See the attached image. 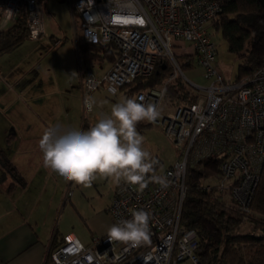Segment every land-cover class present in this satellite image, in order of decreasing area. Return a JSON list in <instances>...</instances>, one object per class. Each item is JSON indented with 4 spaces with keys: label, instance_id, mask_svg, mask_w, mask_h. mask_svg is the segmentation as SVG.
I'll return each mask as SVG.
<instances>
[{
    "label": "built area",
    "instance_id": "built-area-1",
    "mask_svg": "<svg viewBox=\"0 0 264 264\" xmlns=\"http://www.w3.org/2000/svg\"><path fill=\"white\" fill-rule=\"evenodd\" d=\"M226 1L68 0L83 42L111 44L116 51L102 77L91 69L82 74L83 102L96 89L116 95L134 80L149 77L157 65L168 68L161 83L136 91L134 98L157 104L160 116L145 122L162 129L177 160L162 172L148 173L166 177L167 187L149 181L141 189L122 178L107 208L112 224L131 218L134 210L147 211L150 240L132 245L109 240L105 234L84 245L67 234L50 249V264H202L196 253L197 235L185 230L180 220L188 168L209 157L222 158L214 187L229 192L238 208L247 210L264 162V65L240 82H225L219 73L217 48L208 29ZM22 11L28 38L40 37L44 33L40 0H0V28ZM180 57L194 59L203 68L206 86L185 77ZM175 80L186 88L187 97L167 96ZM69 195L67 190L64 198Z\"/></svg>",
    "mask_w": 264,
    "mask_h": 264
},
{
    "label": "rangeland",
    "instance_id": "rangeland-1",
    "mask_svg": "<svg viewBox=\"0 0 264 264\" xmlns=\"http://www.w3.org/2000/svg\"><path fill=\"white\" fill-rule=\"evenodd\" d=\"M40 1L44 33L36 39H26L0 56V160L4 154L10 153L11 145L5 142L7 139H41L43 131L53 124L76 130L87 129L100 117L109 115L113 104L127 97L125 89L112 96L104 88H99L87 95L96 102L93 109L85 107L81 73L91 69L97 77H102L111 61L77 51L76 42L81 46L83 39L77 15L76 22L72 20L68 0ZM208 31L217 48V69L225 82H233L238 60L227 50L219 30L209 27ZM178 60L183 66V74L191 83L208 84L203 68L194 59L180 57ZM175 81L179 83V80ZM134 94L128 97L134 98ZM137 131L144 137L143 147L158 164L157 172L174 164L177 151L160 127L151 125L143 130L137 128ZM204 182L217 185L219 178L212 176ZM116 185L114 178L103 176H97L90 187L73 182L68 189L70 197L64 202L67 189L59 188L57 201L52 199L51 209L44 208L50 210L49 221L52 219L57 234H74L84 245L90 244L92 237L99 235L88 219L95 211L102 212V216L109 215L106 210ZM33 189H26L31 197L38 194V190ZM20 194L18 197L22 200ZM250 228V224L245 222L239 231L247 233Z\"/></svg>",
    "mask_w": 264,
    "mask_h": 264
},
{
    "label": "trees",
    "instance_id": "trees-1",
    "mask_svg": "<svg viewBox=\"0 0 264 264\" xmlns=\"http://www.w3.org/2000/svg\"><path fill=\"white\" fill-rule=\"evenodd\" d=\"M211 27L221 32L227 50L238 60L233 82H240L264 65V9L257 0L226 1ZM26 39V14L22 11L15 21L0 28V56ZM77 48L83 55L103 60L108 58L111 63L116 55L111 44L90 45L82 42ZM167 72L168 68L163 70L157 65L149 77L138 78L120 90L125 89L128 97L138 90L161 83ZM185 90L183 85L175 82L167 89V96L187 97ZM150 126L141 120L136 127L143 130ZM221 160L220 157H209L188 168L181 225L197 235L199 246L196 253L202 264H264V162L247 210L241 211L229 192H221L215 185L204 182L206 178L218 176ZM3 167L14 179L19 180L10 161L3 160ZM157 167L156 163L154 168ZM245 222L250 224V231L241 233L240 226ZM57 236L55 231L52 247ZM49 260L48 257L45 264H50Z\"/></svg>",
    "mask_w": 264,
    "mask_h": 264
},
{
    "label": "clouds",
    "instance_id": "clouds-1",
    "mask_svg": "<svg viewBox=\"0 0 264 264\" xmlns=\"http://www.w3.org/2000/svg\"><path fill=\"white\" fill-rule=\"evenodd\" d=\"M95 103L92 97L84 101L89 110ZM159 116L157 104L126 97L112 105L109 115L100 117L87 129L53 124L40 139L43 163L52 174L85 187H90L97 176L114 178L117 183L123 178L130 186L141 189L149 181L167 187L166 177L148 175L155 171L156 160L143 147L144 137L136 127L141 120L154 121ZM149 219L147 211L134 210L131 218L109 226L107 236L109 240L139 245L150 240Z\"/></svg>",
    "mask_w": 264,
    "mask_h": 264
},
{
    "label": "crops",
    "instance_id": "crops-1",
    "mask_svg": "<svg viewBox=\"0 0 264 264\" xmlns=\"http://www.w3.org/2000/svg\"><path fill=\"white\" fill-rule=\"evenodd\" d=\"M77 46L78 42L79 52ZM5 142L10 143L11 150L0 160V264H45L58 230H54L52 219L49 221L50 210L44 208H50L52 199L57 201L59 188L68 190L73 181L64 180L46 168L40 139H7ZM3 160L10 161L19 180L4 169ZM33 187V191L38 190L35 197L26 190ZM64 201L68 200L63 198ZM100 213L93 212L88 220L94 232L101 236L107 234L112 219ZM62 236L56 237V243Z\"/></svg>",
    "mask_w": 264,
    "mask_h": 264
},
{
    "label": "water",
    "instance_id": "water-1",
    "mask_svg": "<svg viewBox=\"0 0 264 264\" xmlns=\"http://www.w3.org/2000/svg\"><path fill=\"white\" fill-rule=\"evenodd\" d=\"M259 2V4L261 5V7L264 9V0H257Z\"/></svg>",
    "mask_w": 264,
    "mask_h": 264
},
{
    "label": "snow or ice",
    "instance_id": "snow-or-ice-1",
    "mask_svg": "<svg viewBox=\"0 0 264 264\" xmlns=\"http://www.w3.org/2000/svg\"><path fill=\"white\" fill-rule=\"evenodd\" d=\"M141 22H143V21H141Z\"/></svg>",
    "mask_w": 264,
    "mask_h": 264
}]
</instances>
